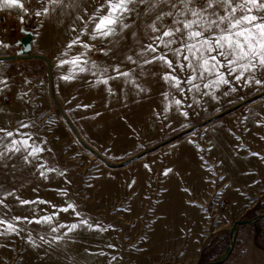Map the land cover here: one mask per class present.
<instances>
[{
  "label": "rangeland",
  "instance_id": "obj_1",
  "mask_svg": "<svg viewBox=\"0 0 264 264\" xmlns=\"http://www.w3.org/2000/svg\"><path fill=\"white\" fill-rule=\"evenodd\" d=\"M22 2L28 12L0 8V59L45 56L53 83L51 91L43 59L0 60V128L19 130L18 138L30 136V143L44 149L30 164L23 150L0 158V199L9 206L0 205V217L57 215L51 225L19 222V235H0V264L217 260L230 245L235 222L264 215V87L235 81V91L228 85H201L200 91L181 85L183 93L171 87L162 79L167 68L159 61L143 65L138 56L152 35L144 5L114 37L93 41L82 35L95 45L86 51L66 45L84 27L76 19L81 8L91 13L103 0H71L73 7L41 16L34 14L42 6L38 0ZM85 52L76 67L60 63ZM116 65L130 71L131 80L97 83L94 72L107 68L115 76ZM79 66L86 70L79 72ZM10 139L0 132V151ZM5 193L13 195L5 199ZM17 196L49 203L21 205ZM68 203L103 230L51 232L57 223H78L71 210H60ZM249 225L264 227V218ZM249 225L237 228L235 245L239 229ZM54 235L62 238L54 241Z\"/></svg>",
  "mask_w": 264,
  "mask_h": 264
},
{
  "label": "snow or ice",
  "instance_id": "obj_2",
  "mask_svg": "<svg viewBox=\"0 0 264 264\" xmlns=\"http://www.w3.org/2000/svg\"><path fill=\"white\" fill-rule=\"evenodd\" d=\"M38 2L42 6L35 11L36 16L48 15L58 7H73L71 0L68 4H65L64 0H38ZM140 5H144L143 14L149 17L147 28L152 35L149 37V42L142 45L138 56L142 58L143 65L159 61L162 67L167 68L162 74V79L171 87L181 93L185 91V87L181 85L187 86L188 91L193 89L200 91L201 85L204 89H218L221 85H228L235 91L234 81L240 83L242 87L252 84L264 87V79L259 78L264 76V0H103L91 13L86 7L81 8L77 13L76 19L81 21L84 27L68 42L66 48L71 49L74 45L86 51L94 48L95 45L81 39L82 35H88L93 41L116 36L118 29L123 31L129 27L124 22L125 18L135 12ZM14 7L28 12L22 0H0V8ZM71 30L76 32L74 24ZM100 50L106 52L104 49ZM145 53H151L150 58L145 56ZM63 55L67 56L68 52L65 51ZM84 55L86 52L72 57L71 60L61 59L60 63L61 65L71 63L76 67L77 62L81 61ZM126 59L133 64L137 63L131 55ZM96 67L93 62V68ZM78 70L84 72L86 69L79 66ZM112 70L115 76L107 75V68L100 69L98 74L94 72L97 83L107 85L109 80L117 77L131 80L130 71H121L119 65L113 66ZM72 78L64 77L66 80ZM174 103L179 106L181 100L175 99ZM165 110H168L167 106ZM183 114L187 115V113ZM21 127L28 125L21 124ZM0 132L4 133L5 138H11L3 151H0V158L23 150L26 154L22 159L30 164L32 162L30 158H35L44 151L40 146L30 143V136L18 138L21 135L19 130L9 131L0 128ZM39 167L43 169L44 165L41 164ZM40 175L45 176V172L41 171ZM9 195L13 193H5V199ZM16 199L21 205L49 203L24 200L18 196ZM0 205L5 209L9 208L4 199H0ZM52 207L57 206L52 205ZM60 210L64 212L71 210L79 220L78 223L70 225L57 223L56 226L51 227L53 233L64 228L67 232H72L80 227L103 230L98 223H90L88 219L81 217L72 203H68ZM56 215L57 213L53 212L52 215L39 218L33 216L31 219L28 216L0 217V226L4 229L0 231V235H4L5 232L19 235L21 230L19 222H48L51 225ZM67 232L64 235H67ZM61 238L60 235H54L52 239L59 241ZM40 239L44 238L40 237ZM29 241L35 246V241L30 236ZM45 242L51 243V241Z\"/></svg>",
  "mask_w": 264,
  "mask_h": 264
},
{
  "label": "crops",
  "instance_id": "obj_3",
  "mask_svg": "<svg viewBox=\"0 0 264 264\" xmlns=\"http://www.w3.org/2000/svg\"><path fill=\"white\" fill-rule=\"evenodd\" d=\"M256 227L239 229L233 253L224 264H264V227Z\"/></svg>",
  "mask_w": 264,
  "mask_h": 264
},
{
  "label": "water",
  "instance_id": "obj_4",
  "mask_svg": "<svg viewBox=\"0 0 264 264\" xmlns=\"http://www.w3.org/2000/svg\"><path fill=\"white\" fill-rule=\"evenodd\" d=\"M32 58H40V59H43L46 61L48 67H49V73H50V89L52 91V67H51V63L49 61V59L45 56H28V57H7V58H1L0 60H14V59H32ZM65 119L67 120L69 126L71 127V129L75 132V128L74 126L68 121L67 117L65 116V114H63ZM76 133V132H75ZM77 135V134H76ZM94 153L96 155H98L95 151ZM109 167H115L114 165H110L109 163H106ZM264 218V215L254 219V220H243V221H237L234 223L233 225V228L231 230V242H230V245L227 247L225 253L223 255H221L217 260L215 261H211V262H208L206 264H224L228 259L229 257L231 256L232 252H233V249H234V245H235V238H236V230L239 226H244V225H249L253 222H255L256 220L258 219H263Z\"/></svg>",
  "mask_w": 264,
  "mask_h": 264
},
{
  "label": "trees",
  "instance_id": "obj_5",
  "mask_svg": "<svg viewBox=\"0 0 264 264\" xmlns=\"http://www.w3.org/2000/svg\"><path fill=\"white\" fill-rule=\"evenodd\" d=\"M204 259H206V256H205V258H204V256H203V260H204ZM201 261H202V259H201ZM206 262H207V260H206ZM206 262H205V263H206Z\"/></svg>",
  "mask_w": 264,
  "mask_h": 264
}]
</instances>
